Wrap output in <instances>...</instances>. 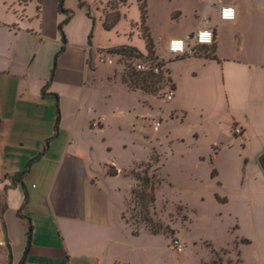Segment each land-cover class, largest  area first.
I'll use <instances>...</instances> for the list:
<instances>
[{
  "label": "crops",
  "instance_id": "0c3cea01",
  "mask_svg": "<svg viewBox=\"0 0 264 264\" xmlns=\"http://www.w3.org/2000/svg\"><path fill=\"white\" fill-rule=\"evenodd\" d=\"M82 1L87 8H80L78 0H65V9L73 15L64 27L67 43L51 79L55 56L63 47L58 27L66 18L59 12V0H2L6 10L0 16V203L6 210L0 218V239L6 247H0V264H138L140 254L147 256L146 264L151 263L150 249L141 246L140 240L152 234L143 227L135 236L125 209L137 185L132 172L150 160L153 149L143 162L119 164L107 135L115 113L105 110L108 105L99 107L94 99L117 86L118 79L132 92L116 72L106 75L105 84L98 83L92 61L96 54L111 53L109 49L123 45L96 49L89 44V34L98 27L110 33L118 26L105 30L107 14L103 17L98 6L120 0ZM221 1L235 7V20L221 21L219 7L208 0H192L187 11H178L191 26L180 36L171 35L167 46L198 28L215 32V44L200 47L193 56L171 60L161 55L148 29L156 57L166 62L169 87L174 89L169 101L181 94L175 64L217 68L232 128L242 130L235 139L253 154L246 161L253 163L256 186L264 189V0ZM46 44L52 45L47 57ZM136 48L148 54L145 41L144 49ZM54 94L59 98L58 122ZM217 155L214 150L211 163ZM19 174H23L21 183L14 184ZM128 178L134 184L124 193L119 180ZM243 202H252L249 192H244ZM235 216L239 220L233 238L239 240L237 264H244L247 252L254 248L256 260L264 262L260 239L245 234L242 216ZM248 217L258 231L255 221L262 214L249 212Z\"/></svg>",
  "mask_w": 264,
  "mask_h": 264
},
{
  "label": "rangeland",
  "instance_id": "374dc122",
  "mask_svg": "<svg viewBox=\"0 0 264 264\" xmlns=\"http://www.w3.org/2000/svg\"><path fill=\"white\" fill-rule=\"evenodd\" d=\"M126 1L123 8L114 1V8L125 16L115 30L105 33L98 27L94 31L91 44L96 49L124 44L144 49L137 0ZM146 2L148 26L158 43L159 53L175 59L166 51L167 42L171 35H178L191 26L189 19L177 13L187 11L192 0ZM3 4L0 0V16L6 10ZM98 8L103 17L112 11L108 5ZM51 47L45 45V57ZM92 61L97 67L98 83H104L108 73L116 72L122 77L128 70L117 64L101 65L98 54ZM196 68L197 75L193 71ZM174 69L181 88L180 97L174 101L166 99L170 86L166 82L155 95H146L129 92L120 79L117 86L94 98L99 107L108 105L105 110L115 113L107 135L119 164L143 162L154 148L160 155V163L154 164L150 171L151 175L156 171L155 181L158 182L153 214L156 220L173 229L174 234L172 237L143 236L140 244L150 249V264H213L214 259L216 264H237L239 240L233 238L234 227L239 223L235 216L238 213L242 216L245 234H254L260 239L264 258V189L256 186L253 163L246 161L253 154L245 151L242 142L235 139L238 136H234L219 71L215 66L193 62L177 63ZM214 150L218 155L211 163ZM214 169L218 176L212 177ZM133 184L132 178L119 180V188L124 193ZM245 191L252 199L248 205L243 202ZM222 199L227 202H221ZM138 211L132 202L127 204L125 218L133 228H143L136 221ZM249 212L262 214L255 221L258 231L253 229ZM176 240L183 252L177 251ZM212 249L217 255L212 254ZM255 251L254 248L247 252L244 264H264L256 260ZM147 259L140 254L136 262L146 264Z\"/></svg>",
  "mask_w": 264,
  "mask_h": 264
},
{
  "label": "trees",
  "instance_id": "16d2710c",
  "mask_svg": "<svg viewBox=\"0 0 264 264\" xmlns=\"http://www.w3.org/2000/svg\"><path fill=\"white\" fill-rule=\"evenodd\" d=\"M79 1L80 8H87L86 3L82 0ZM126 0H120L115 5H126ZM138 8L140 12V24H141V33L142 38L146 43V49L148 54L145 56L139 49L136 47L123 45L117 48L109 49L112 54L119 55L125 58V60L131 61H138V60H153V61H160L155 54V44L151 37V33L148 29L147 20H148V10H147V2L146 0H137ZM65 0H59V12L64 14L66 18L63 22L59 25V32L62 36V43L63 47L61 50L56 54L54 59V67L52 70L51 79L54 77V73L57 67V59L58 56L64 49V45L67 43L66 35L64 33V27L69 23L72 18L73 11L65 9L64 7ZM108 6L111 7V13L106 15L104 21V28L107 31H111L114 29L119 22L122 20V14L114 8V1L109 2ZM87 14L90 17L89 9H87ZM94 22V20H93ZM93 37V32L89 35V44H91V40ZM161 66H165L166 64L163 61H160ZM168 73V71H167ZM123 84L131 91L139 90L141 92L155 95L159 91L162 90L163 83H169V77H165L164 74H153V73H142L135 71L133 68L128 67L127 72L121 77ZM48 86V85H47ZM173 89V87H172ZM174 90V89H173ZM56 101V108H57V122L60 118V111H59V98L57 95H53ZM160 163V155H158L156 149H153L152 155L150 160L146 163H142L140 165L139 171L132 172V175L137 180V185L132 188L131 190V198L129 202L135 204L136 207L139 208L138 215L136 217V221L143 225V227L147 228V230L154 236L157 235H166V236H173L174 230L171 229L169 226H164L163 223L159 220L154 218L153 210L155 209L156 205V189L158 182L155 181V173L150 174L154 164ZM109 173L111 175H116V171L110 170ZM23 174H19L13 178V183H21V177ZM217 176V171L214 169L212 171V177ZM24 188V187H23ZM27 200V196H26ZM221 202L226 203L227 199H222ZM6 206L0 203V218L3 219V215L5 213ZM18 216H20V212H18ZM132 226V225H131ZM141 228H133V234L135 236L139 235ZM243 243L249 244L248 240H242ZM30 247V241H28L27 247L25 249V255L28 253ZM212 254L217 255L214 249H212ZM240 262V261H238ZM213 264H216V260H213Z\"/></svg>",
  "mask_w": 264,
  "mask_h": 264
},
{
  "label": "built area",
  "instance_id": "2783aa9c",
  "mask_svg": "<svg viewBox=\"0 0 264 264\" xmlns=\"http://www.w3.org/2000/svg\"><path fill=\"white\" fill-rule=\"evenodd\" d=\"M212 5L219 7V18L221 21H233L236 18L237 12L235 7L222 4L221 0H208ZM207 21L206 17L202 18ZM215 44V32L211 28H198L196 31L186 35L184 38H176L169 41L167 52L173 58L182 56H193L197 53V49L202 46H213ZM99 62L101 64L116 65L120 64L124 67H131L135 71L142 73L164 74L167 77L166 65L161 66L160 61L153 60H125L124 57L115 55L109 52L99 54ZM169 84V83H167ZM170 85V84H169ZM174 96V90L169 87V92L166 96L167 100H171ZM96 124V123H95ZM235 134L241 135L242 130L238 127L234 129ZM178 252L182 251V245L179 241L174 242ZM5 246V241L0 239V247Z\"/></svg>",
  "mask_w": 264,
  "mask_h": 264
}]
</instances>
